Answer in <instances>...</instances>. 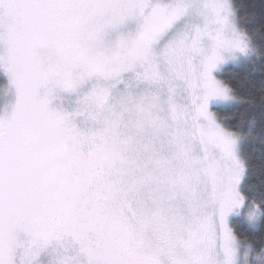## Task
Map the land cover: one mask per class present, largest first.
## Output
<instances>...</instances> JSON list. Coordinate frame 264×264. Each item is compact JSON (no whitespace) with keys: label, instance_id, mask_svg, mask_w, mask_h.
<instances>
[{"label":"snow or ice","instance_id":"obj_1","mask_svg":"<svg viewBox=\"0 0 264 264\" xmlns=\"http://www.w3.org/2000/svg\"><path fill=\"white\" fill-rule=\"evenodd\" d=\"M251 49L231 0H0V264H238Z\"/></svg>","mask_w":264,"mask_h":264},{"label":"trees","instance_id":"obj_2","mask_svg":"<svg viewBox=\"0 0 264 264\" xmlns=\"http://www.w3.org/2000/svg\"><path fill=\"white\" fill-rule=\"evenodd\" d=\"M232 1L240 25L257 53L239 64H227L221 68L220 77L232 88L236 102L214 109L246 140L242 152L247 174L242 192L248 196L244 209L250 206L249 203L257 208L253 220L255 227L239 217L232 220V226L237 238L258 255L256 264H264V250H260L257 242L264 237V0Z\"/></svg>","mask_w":264,"mask_h":264},{"label":"rangeland","instance_id":"obj_3","mask_svg":"<svg viewBox=\"0 0 264 264\" xmlns=\"http://www.w3.org/2000/svg\"><path fill=\"white\" fill-rule=\"evenodd\" d=\"M231 4H232V7H233L234 12H235V19H236L237 25L242 29V27L240 25V20H239V18L237 16V12H236V10L234 8L233 1L232 0H231ZM251 45H252V43H251ZM255 53H257V51L255 52V48L252 45V49H251V51L247 55H239L236 59H228L227 62L224 63V64H222L219 69L214 70V75L217 78L221 79L219 73H220L221 68L223 66H225L227 64H239L242 61H245V59L247 57L250 56V58H251V57H253V55H256ZM4 81H5V75H4L3 72H0V84H2ZM233 96H234V94H233ZM3 98H7V97H5L4 94H3V91L0 90V99H3ZM235 102H236L235 96H234V99H232L230 101H226V102L225 101H220V100H217L216 98H214L210 102V110L213 111V112H215L217 114L218 118L221 121H223V119L218 115L216 109H214V108L227 107V106H230V105L235 104ZM245 141L246 140L242 137V139L240 141V144H239V152H240V155H241V157L243 159H244V156H243L242 149H243V143ZM244 161H245V159H244ZM249 205L250 206L248 208H245V209L243 208L242 211H238V212L234 213L233 216L230 217V223L232 224V220L234 218H236V217H239V218H244L251 226H254L255 227V222L253 220H255V218H256V210L255 209H257V208H256V206L254 204H250L249 203ZM249 210H251L250 215L248 214V211ZM237 246H238V264H256V261L258 259V255L253 254L252 251L250 250V248L248 246H246L244 244V242L241 241L240 239H238Z\"/></svg>","mask_w":264,"mask_h":264}]
</instances>
